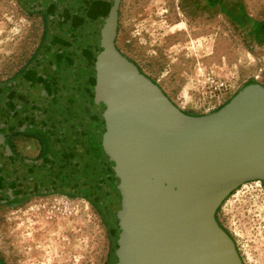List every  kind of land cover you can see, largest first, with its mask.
<instances>
[{
    "label": "water",
    "instance_id": "95a60500",
    "mask_svg": "<svg viewBox=\"0 0 264 264\" xmlns=\"http://www.w3.org/2000/svg\"><path fill=\"white\" fill-rule=\"evenodd\" d=\"M121 1L38 0L51 17L45 46L0 89L2 104L51 138L29 160L25 194L96 203L109 264H245L216 213L239 185L264 180V85L210 113L184 112L117 48Z\"/></svg>",
    "mask_w": 264,
    "mask_h": 264
},
{
    "label": "rangeland",
    "instance_id": "374dc122",
    "mask_svg": "<svg viewBox=\"0 0 264 264\" xmlns=\"http://www.w3.org/2000/svg\"><path fill=\"white\" fill-rule=\"evenodd\" d=\"M264 21V0H221ZM47 19L25 0H0V83L21 75L47 35ZM119 49L184 112L202 115L228 103L245 85H264V42L224 10L203 0H123ZM17 147L36 157L22 136ZM245 264H264V180L239 185L218 208ZM110 230L101 208L70 192L25 194L0 209L3 264H109Z\"/></svg>",
    "mask_w": 264,
    "mask_h": 264
},
{
    "label": "flooded vegetation",
    "instance_id": "af4514ba",
    "mask_svg": "<svg viewBox=\"0 0 264 264\" xmlns=\"http://www.w3.org/2000/svg\"><path fill=\"white\" fill-rule=\"evenodd\" d=\"M25 1L32 3V5L41 10L47 19L48 29L46 39L42 47L43 49L49 33V23L51 21L50 14L45 8H43L42 5H40L38 0ZM56 1H58L60 4H63L67 0ZM203 1L210 8H218L224 10L225 12L232 13L233 16L236 15L233 19L247 28L249 36L254 38V40L259 43L264 42V21H260L261 23L258 24L255 21L248 19L245 20V17L240 12V10L233 8L231 5H228L221 0ZM116 46L119 49L117 41ZM15 79L9 82L0 83V89L13 83ZM25 135L33 136L38 141L40 149L36 157L24 155L23 152L17 147L19 143L15 138ZM50 148L51 138L46 128L39 121L31 120L28 117L19 115L15 111L8 109L0 102V209L7 207L10 202L23 200L26 188L30 189L29 185L32 183L29 160H38L44 157L50 151ZM0 264L3 263L0 262Z\"/></svg>",
    "mask_w": 264,
    "mask_h": 264
},
{
    "label": "trees",
    "instance_id": "16d2710c",
    "mask_svg": "<svg viewBox=\"0 0 264 264\" xmlns=\"http://www.w3.org/2000/svg\"><path fill=\"white\" fill-rule=\"evenodd\" d=\"M89 199V198H88ZM90 200V199H89ZM92 201V200H91ZM93 202V201H92ZM96 204V203H95Z\"/></svg>",
    "mask_w": 264,
    "mask_h": 264
},
{
    "label": "bare ground",
    "instance_id": "6f19581e",
    "mask_svg": "<svg viewBox=\"0 0 264 264\" xmlns=\"http://www.w3.org/2000/svg\"><path fill=\"white\" fill-rule=\"evenodd\" d=\"M258 181V180H257Z\"/></svg>",
    "mask_w": 264,
    "mask_h": 264
}]
</instances>
